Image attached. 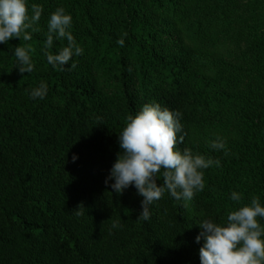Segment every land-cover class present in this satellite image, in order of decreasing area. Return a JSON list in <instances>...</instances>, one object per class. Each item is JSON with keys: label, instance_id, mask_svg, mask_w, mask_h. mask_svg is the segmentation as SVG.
<instances>
[{"label": "trees", "instance_id": "1", "mask_svg": "<svg viewBox=\"0 0 264 264\" xmlns=\"http://www.w3.org/2000/svg\"><path fill=\"white\" fill-rule=\"evenodd\" d=\"M27 3L43 8L39 31L0 44V264H201L203 220L224 224L253 196L264 206V0ZM59 7L83 48L63 71L42 51ZM28 44L34 70L21 74L14 50ZM41 83L46 97L32 99ZM148 103L182 114L177 150L220 166L191 201L166 192L144 221L135 186L118 195L105 180L127 116Z\"/></svg>", "mask_w": 264, "mask_h": 264}, {"label": "clouds", "instance_id": "2", "mask_svg": "<svg viewBox=\"0 0 264 264\" xmlns=\"http://www.w3.org/2000/svg\"><path fill=\"white\" fill-rule=\"evenodd\" d=\"M42 12L41 5L32 4L30 14L27 0H0V44H7L13 38L31 41L32 33L39 31L36 25ZM71 26L72 17L63 7L51 13L42 51L47 62L60 71L69 65L74 55L83 54V48L69 30ZM54 38L67 41V46L62 47L58 54L50 51ZM117 43L122 47L123 37ZM32 52L30 44L15 47L14 55L21 74H30L34 70ZM70 67L75 68V63ZM47 90V85L41 83L30 91V96L42 100ZM181 115L159 104H144L138 113L127 116L126 126L118 135L121 151L105 183L114 179L111 188L118 195L129 186H135L143 197L139 220L150 219V205L162 199L166 192L176 201H191L197 192L204 190L203 170L213 165L220 166V160L194 154L190 148L183 152L176 149L177 134L182 131ZM183 141L184 136H179V142ZM210 147L226 149L220 138L212 141ZM225 155H228L226 150ZM158 177H162V184L158 185ZM230 198L239 204L243 197L234 191ZM82 214L79 207L77 215ZM258 218H264V206H261L259 197L253 196L250 204L228 211L224 224L203 220L198 225L201 231L195 238L197 243L203 240L199 249L201 264H264V225ZM112 226L118 227V222Z\"/></svg>", "mask_w": 264, "mask_h": 264}, {"label": "rangeland", "instance_id": "3", "mask_svg": "<svg viewBox=\"0 0 264 264\" xmlns=\"http://www.w3.org/2000/svg\"><path fill=\"white\" fill-rule=\"evenodd\" d=\"M239 48H241V49H242V45H241ZM240 52H242V51L240 50ZM240 52H239V50H238V53H239V54H241Z\"/></svg>", "mask_w": 264, "mask_h": 264}]
</instances>
